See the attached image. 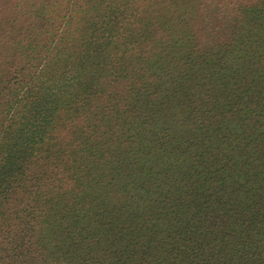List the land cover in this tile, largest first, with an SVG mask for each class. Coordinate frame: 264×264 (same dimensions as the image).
<instances>
[{
  "label": "trees",
  "instance_id": "trees-1",
  "mask_svg": "<svg viewBox=\"0 0 264 264\" xmlns=\"http://www.w3.org/2000/svg\"><path fill=\"white\" fill-rule=\"evenodd\" d=\"M0 264H264V0H0Z\"/></svg>",
  "mask_w": 264,
  "mask_h": 264
}]
</instances>
